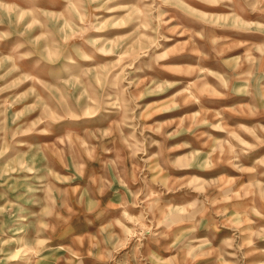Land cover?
I'll list each match as a JSON object with an SVG mask.
<instances>
[{"label": "rangeland", "instance_id": "374dc122", "mask_svg": "<svg viewBox=\"0 0 264 264\" xmlns=\"http://www.w3.org/2000/svg\"><path fill=\"white\" fill-rule=\"evenodd\" d=\"M0 264H264V0H0Z\"/></svg>", "mask_w": 264, "mask_h": 264}]
</instances>
